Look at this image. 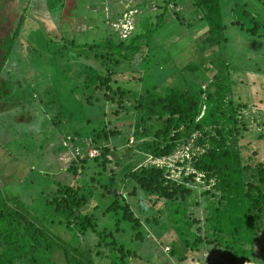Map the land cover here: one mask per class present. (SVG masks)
Returning <instances> with one entry per match:
<instances>
[{
	"label": "rangeland",
	"instance_id": "rangeland-1",
	"mask_svg": "<svg viewBox=\"0 0 264 264\" xmlns=\"http://www.w3.org/2000/svg\"><path fill=\"white\" fill-rule=\"evenodd\" d=\"M60 1L61 15L46 21L37 17L41 8L48 9L38 0H0V180L38 215L50 213L45 199L57 191L58 182L86 187L87 201L81 210L97 216L102 215V210L96 206L108 202L103 192L109 189L116 194L127 195L148 230L144 242L138 243L139 254L132 257L131 264L225 262L220 250L204 254L189 252L168 222L159 226L154 222L148 223V216L158 217L161 209L168 215L169 209L163 200L153 204L155 197L146 196L147 193L135 181L126 179V175L135 170L157 168L164 171L171 185L185 183L194 191L187 198L191 219L203 225L208 208L219 197L218 191L213 189L214 181L207 183L202 174L191 178L195 172V156L204 151L197 143L200 135L196 133L188 142L180 144L169 157H157L141 149L145 141L152 140L138 135L144 126H137L143 115L138 109L140 101L137 99L144 92V85H152L150 77L144 79L146 65H140L139 56L127 61L111 57L104 50L78 48L71 43H100L111 35L127 39L134 32H144L143 21L147 16L152 17L151 24L158 23L156 15L162 12L159 4L163 0ZM222 1L225 14H231L234 21H237L238 14L246 15L247 23L252 16L264 22V5L261 2ZM130 11L134 28L125 38L121 31L123 26L117 29L114 23H125L124 16ZM24 14L25 21L15 46L9 58L5 59L7 39L16 33ZM201 16L196 13L194 0L172 1L162 27L154 35L153 52L161 59L171 58L170 64L161 66V69L168 67L170 71L171 66L184 69L197 63L196 50L199 46L208 48L205 53L207 67L196 72L185 69V74L189 76L191 85L204 89L216 75L231 78V97L241 107L240 112L244 116L245 126L241 127L239 144L243 146L245 161L252 165L264 162V38L231 25L233 21L230 20L228 41L221 48L209 47L206 37L210 28L200 20ZM63 45L65 47L62 48ZM150 57L153 58L152 52ZM83 66H90L101 75L111 77V86L128 92L123 102H120V95L112 97V91L104 85L95 90L91 99L93 103H90L88 95H82L79 89L84 82L81 78ZM153 73L156 78L164 75L159 70ZM61 104L69 114L81 111L85 115L80 118L71 116L69 122L58 126L53 122V116L59 113ZM102 129L118 134L98 141V133ZM106 151V156L99 161L90 160ZM139 207L143 209L140 211ZM65 217V224L53 226L56 233L84 252L89 250L98 264H114L108 249L98 247L99 237L94 231L87 235L78 230L74 232L70 226L75 225L76 216ZM260 224L257 250L259 259L264 262V217ZM173 239L179 241L176 246L179 253L176 255L172 254L173 247L169 243ZM54 262L62 264L63 259L57 254Z\"/></svg>",
	"mask_w": 264,
	"mask_h": 264
},
{
	"label": "trees",
	"instance_id": "trees-1",
	"mask_svg": "<svg viewBox=\"0 0 264 264\" xmlns=\"http://www.w3.org/2000/svg\"><path fill=\"white\" fill-rule=\"evenodd\" d=\"M172 1L163 0L159 4L162 12L156 15V25L151 24L150 15L145 18L144 32H134L127 39H117L111 35L100 43H71L78 48L104 50L111 57L117 56L127 61L139 56L140 65H146L144 79L150 77L152 85H144V92L137 99L140 101L138 109L143 113L137 126H144L143 132L138 135L152 140L145 141L141 149L157 157H169L178 150L180 144L188 142L196 133L200 135L197 143L204 151L195 156V172L191 178L202 174L207 183L214 181L213 189L218 191L219 197L208 208L204 224L199 225L189 214L187 198L193 194V189L182 182L171 185L164 171L157 168H142L126 175V179L135 181L147 193L146 196L155 197L154 200L150 198L153 204L163 200L169 209L168 215L161 209L158 217L148 216L146 221L154 222L157 226L164 222L171 224L178 240L184 243L189 252L204 254L223 251L225 262L221 264H263L259 259L257 243L260 242V220L264 217V162L252 165L245 161L243 146L239 144L241 127L245 126L244 116L240 112L241 107L231 97V78L228 75H216L206 89L200 86L195 88L190 84L185 69L196 72L207 67L206 47L199 46L196 50L197 63L189 64L184 69L171 66L170 71L168 67L161 69V66L170 64L171 58L161 59L153 52L151 44L154 35L162 27ZM253 2L264 5V0ZM194 5L196 13L202 14L200 20L210 28L209 36L206 37L209 47L221 48L228 41L230 20L233 21L231 25L264 38L263 21L252 16L250 23H247L248 17L238 14L237 21H234L231 14H225L222 0H194ZM24 21L25 16L13 37L7 39L5 59L11 54ZM151 52L153 58L150 57ZM226 69L229 70V67ZM154 70L164 75L156 78ZM81 75L84 82L79 89L82 95H88L90 103H93L91 99L95 90L104 85L112 91V97L120 95V102L128 93L121 87L111 86V77L101 75L90 66H83ZM82 114L85 115V112L69 114L61 104L59 113L53 116V122L61 126L69 122L71 116L80 118ZM2 126L5 127L4 124ZM117 134L116 131L102 129L98 133V141L102 137L109 138ZM107 151L90 160L99 161L106 156ZM58 184L57 191L45 199L50 213L38 215L0 180V264H56L54 257L57 254L63 259L62 264H98L89 250L84 252L81 247L55 232L53 226L65 224V215L76 216L75 225L69 224L74 232L78 230L87 235L94 231L99 237L98 247L105 246L108 249L114 264H131L132 257L139 254L138 243L144 242L148 230L143 218L132 208L127 195L116 194L104 186L108 192H103V196H107L108 202L96 206V209L102 210V215L97 216L96 213H84L81 210L87 201L86 187ZM136 193L137 190L132 194ZM179 241L173 239L169 242L173 247V255L179 253L176 248Z\"/></svg>",
	"mask_w": 264,
	"mask_h": 264
},
{
	"label": "crops",
	"instance_id": "crops-1",
	"mask_svg": "<svg viewBox=\"0 0 264 264\" xmlns=\"http://www.w3.org/2000/svg\"><path fill=\"white\" fill-rule=\"evenodd\" d=\"M38 1L41 3H44L48 7L47 10L44 9L46 7L41 8V12L39 16H37L38 19H41V20L43 19V20L48 21L49 19L53 20L54 18H56L58 14L61 15L62 7H60L61 6L60 0H50V1L49 0H38ZM62 4L64 5V2ZM24 16H26V14H24Z\"/></svg>",
	"mask_w": 264,
	"mask_h": 264
},
{
	"label": "built area",
	"instance_id": "built-area-1",
	"mask_svg": "<svg viewBox=\"0 0 264 264\" xmlns=\"http://www.w3.org/2000/svg\"><path fill=\"white\" fill-rule=\"evenodd\" d=\"M131 11L129 13H126L125 16H124V19H125V23L124 22H118V23H114V26L117 28V29H120L121 26H123V28L121 29L122 31V36H124L125 38H127L131 33H132V30H133V23H132V15L130 14Z\"/></svg>",
	"mask_w": 264,
	"mask_h": 264
}]
</instances>
